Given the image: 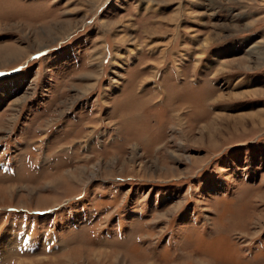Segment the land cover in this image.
Listing matches in <instances>:
<instances>
[{
    "label": "rangeland",
    "instance_id": "1",
    "mask_svg": "<svg viewBox=\"0 0 264 264\" xmlns=\"http://www.w3.org/2000/svg\"><path fill=\"white\" fill-rule=\"evenodd\" d=\"M2 238L0 264H264V0H0Z\"/></svg>",
    "mask_w": 264,
    "mask_h": 264
},
{
    "label": "bare ground",
    "instance_id": "2",
    "mask_svg": "<svg viewBox=\"0 0 264 264\" xmlns=\"http://www.w3.org/2000/svg\"><path fill=\"white\" fill-rule=\"evenodd\" d=\"M9 243H12V241H10ZM4 244H5V239L2 238V241L0 242V246H1V245H4ZM6 244H7V242H6Z\"/></svg>",
    "mask_w": 264,
    "mask_h": 264
}]
</instances>
